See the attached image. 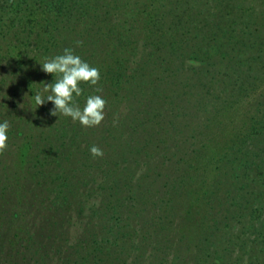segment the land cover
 I'll return each mask as SVG.
<instances>
[{"label": "rangeland", "instance_id": "1", "mask_svg": "<svg viewBox=\"0 0 264 264\" xmlns=\"http://www.w3.org/2000/svg\"><path fill=\"white\" fill-rule=\"evenodd\" d=\"M94 19L66 35L100 70L76 98L107 100L99 126L35 105L55 47L0 72V264H264L236 217L220 226L233 157L264 143V0H98ZM106 237L93 262L82 245Z\"/></svg>", "mask_w": 264, "mask_h": 264}, {"label": "trees", "instance_id": "2", "mask_svg": "<svg viewBox=\"0 0 264 264\" xmlns=\"http://www.w3.org/2000/svg\"><path fill=\"white\" fill-rule=\"evenodd\" d=\"M111 5L104 4L108 15H110ZM97 13L98 0H0V42L4 40L3 44H7L5 47L0 45V61H4L3 64L0 63V68H3L0 72L8 74L18 71L19 68H16L14 62L18 60L17 53L20 54L23 49L25 50L23 55L29 57V51L32 56L42 55V53L48 52L51 46L55 47L57 55L63 54L65 48L79 47L75 51H77L76 55H81L83 47L76 46L79 44L73 38L69 39L66 34L70 32L71 21L76 16L94 22ZM247 33L255 40V31L248 30ZM9 34L15 40H11V37L7 39ZM78 40L84 44L87 43L79 37ZM14 41L19 43L17 49L13 48L12 42ZM44 42L50 43L46 45ZM12 53L14 54L12 55ZM88 57L87 55L86 58ZM82 59L84 60L83 57ZM195 59L197 58L191 57L193 63H195ZM198 61L203 62V59ZM88 63L91 65L89 61ZM252 143L254 146L255 142ZM259 150L254 151L252 147L245 150V155L249 152L251 158L233 157L231 165L233 170L228 175L229 182L226 186V194H229L230 201L225 207L224 213L221 214L223 222L220 226L224 229L227 228L230 226L228 219L231 218L232 221L236 217L238 219L236 223H241L240 231L253 233L255 237L251 241L256 243L259 238V242L263 243L261 247L264 249V143ZM247 168L254 170L249 173ZM219 220L217 219V222ZM106 238L109 239L103 241L99 239L100 243L98 240L92 239L82 245V247H86L90 245L91 241L98 243V246L94 247L98 253H93V262L101 258L99 255L101 249L108 247L103 242L112 241V237Z\"/></svg>", "mask_w": 264, "mask_h": 264}, {"label": "clouds", "instance_id": "3", "mask_svg": "<svg viewBox=\"0 0 264 264\" xmlns=\"http://www.w3.org/2000/svg\"><path fill=\"white\" fill-rule=\"evenodd\" d=\"M82 44V41H78ZM42 70L54 75L55 82L45 83L43 89L36 91L34 102L37 107L46 102H53L54 108L51 115L63 114L71 117L72 120L79 121L84 127H97L105 119V109L107 100L101 95H90L81 108L76 98L83 93L81 84L95 86L101 79L100 70L83 60L74 53L71 48H65L63 54L48 58L41 63ZM96 92H102V88L97 87ZM36 107V108H37ZM9 122L5 120L0 123V155L8 149ZM93 157H103L104 152L99 146L93 145L90 148Z\"/></svg>", "mask_w": 264, "mask_h": 264}]
</instances>
